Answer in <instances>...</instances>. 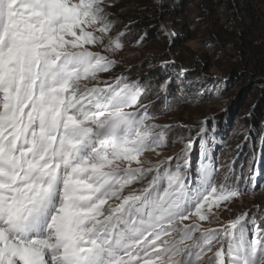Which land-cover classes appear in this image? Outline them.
<instances>
[{
    "label": "snow or ice",
    "instance_id": "snow-or-ice-1",
    "mask_svg": "<svg viewBox=\"0 0 264 264\" xmlns=\"http://www.w3.org/2000/svg\"><path fill=\"white\" fill-rule=\"evenodd\" d=\"M112 6L0 0V264H264V209L220 219L256 186L238 157L218 163L207 119L194 170L192 139L175 157L145 155L172 126L140 81L101 76L129 27L113 34Z\"/></svg>",
    "mask_w": 264,
    "mask_h": 264
},
{
    "label": "rangeland",
    "instance_id": "rangeland-1",
    "mask_svg": "<svg viewBox=\"0 0 264 264\" xmlns=\"http://www.w3.org/2000/svg\"><path fill=\"white\" fill-rule=\"evenodd\" d=\"M151 3L114 0V6L107 9L118 21L113 34L125 31L126 25L129 27L122 37L125 47L118 53L121 63L101 76L109 79L123 75L130 82L140 81L147 90L142 102L152 103L150 111L156 117L155 122L172 126L167 132V147L158 149L160 155L145 154L153 161L175 157L192 139L190 163L194 170L200 162L196 134L207 119L209 131L205 143L218 163L238 157V178L246 181L254 175L256 186L254 193L235 200L231 211L221 213L220 219L227 222L249 211L259 220L256 206L264 209V188L260 187L264 185V124L259 135H252L246 119L257 106L258 94H248L243 99L241 96L248 85L259 93L257 83L250 82L254 73L264 80V0H151ZM169 10L171 14L167 17ZM146 18L150 29L153 20L161 21L156 39H151L148 30L139 23ZM165 30L176 35H166ZM141 37L143 40L137 44ZM173 60L175 64L165 63ZM233 72H240V79L225 88Z\"/></svg>",
    "mask_w": 264,
    "mask_h": 264
},
{
    "label": "trees",
    "instance_id": "trees-1",
    "mask_svg": "<svg viewBox=\"0 0 264 264\" xmlns=\"http://www.w3.org/2000/svg\"><path fill=\"white\" fill-rule=\"evenodd\" d=\"M138 2H142L143 4H146L147 3H150V4H153L151 3V0H136ZM239 1H237L238 3ZM231 3V2H230ZM231 7H233V4H231ZM168 13L166 14L167 17L168 15L171 14V11H167ZM137 14V12H135ZM140 14V13H138ZM142 15V13L140 14ZM164 20V17L162 18ZM140 20V19H139ZM154 21V22H153ZM153 28L150 29V27L148 26V22H147V18L144 19V20H140V25L143 26V28L147 29L148 32H149V35L151 37V39H156L157 36L159 35V23L161 21H158V20H153ZM240 75L241 73L240 72H233L232 73V76L230 78V80L227 82V84L225 85V88H228L230 86L231 83H234L235 81L237 82L239 79H240ZM254 77H252V79L250 80V82H253V83H257V85L255 86L257 89H260L259 93L256 92L255 90H253V87H251L250 85L246 86L244 88V91L242 93V99L245 98L248 94H258L257 97H258V103H257V106L256 108L252 111L251 113V116L250 118L246 119L247 121V125H250L251 128H252V135H259L260 133V130L262 129L263 130V124H264V80H261L259 77L260 75H256V73H254L253 75ZM254 87V89H255ZM255 91V92H254Z\"/></svg>",
    "mask_w": 264,
    "mask_h": 264
}]
</instances>
